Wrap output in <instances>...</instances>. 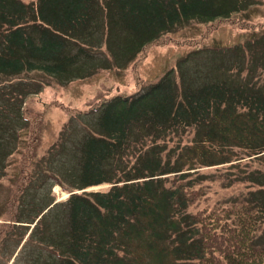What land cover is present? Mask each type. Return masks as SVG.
<instances>
[{
  "label": "trees",
  "instance_id": "1",
  "mask_svg": "<svg viewBox=\"0 0 264 264\" xmlns=\"http://www.w3.org/2000/svg\"><path fill=\"white\" fill-rule=\"evenodd\" d=\"M241 5L239 0H0V76L42 72L62 81L78 75L74 66L100 40L110 47L114 31L133 51L165 44L170 39L160 38L163 33L193 19L216 20L209 31L223 22L236 25L229 16ZM260 41L264 35L246 40L243 58L249 63L236 67L234 54L230 64L208 70L213 76L202 84L181 89L169 71L147 89L81 113L98 112L94 122L84 124L76 179L62 184L70 194L62 201L67 240L51 239L58 264H264V244L255 243L264 224V198L254 197L264 193V61L252 62ZM219 149H233L237 162L217 184L249 189L242 199L215 205L205 202L210 187L199 175L204 166L222 164L209 160ZM101 185L107 186L85 190ZM11 220L0 227H22L23 238L29 226L15 223L27 222L16 214Z\"/></svg>",
  "mask_w": 264,
  "mask_h": 264
},
{
  "label": "rangeland",
  "instance_id": "2",
  "mask_svg": "<svg viewBox=\"0 0 264 264\" xmlns=\"http://www.w3.org/2000/svg\"><path fill=\"white\" fill-rule=\"evenodd\" d=\"M239 1L244 8L229 16L238 20V24L223 22L209 31L216 20L193 19L163 33L160 38L170 39L165 44L140 46L128 52L123 60L117 53L119 49L129 51V43L120 40V33L114 31L109 36L112 50L100 40L95 48L89 49L99 54L82 58L74 66L78 75L72 78L62 76L61 81L42 72H23L13 78V75L0 76V225L15 220V214L18 220L32 222L24 239L22 227L11 231L0 227V264H58L59 252H55L51 239L66 242L68 234L67 209L60 202L67 194L62 184H72L73 178L76 179L77 147L86 132L84 124L94 122L98 113L82 112L98 102L147 89L169 71L175 74L181 89L186 85L197 86L212 78L207 73L216 70L218 66L214 64L226 65L232 52L239 57L236 67L245 63L244 48L250 45L246 40L254 34L264 35V0ZM186 39L201 42L183 46L173 41ZM262 60L264 44L252 62ZM262 70L264 76V67ZM192 137H185V141ZM236 154L233 149L209 154V160L222 164L201 168L204 175L199 177L210 187L206 203L234 202L242 199L249 189L220 188L217 184L225 168L237 162L233 160ZM192 155L197 157V150ZM254 197L264 198V193ZM256 234L255 243L264 244V224Z\"/></svg>",
  "mask_w": 264,
  "mask_h": 264
},
{
  "label": "crops",
  "instance_id": "3",
  "mask_svg": "<svg viewBox=\"0 0 264 264\" xmlns=\"http://www.w3.org/2000/svg\"><path fill=\"white\" fill-rule=\"evenodd\" d=\"M244 8V5L242 4L241 5V9H243ZM120 40H122V41H125L123 38H121ZM264 44V42L262 41V43H261V41H260V44L257 46V48H256V53H258L260 50H261V46ZM108 49L109 50H112V44L110 45V47H108ZM128 52H131L130 50L129 51H125L124 49H119V51H118V57L121 59V60H123V58H124V56L125 55H127L128 54ZM113 53H114V56H115V53H116V51H114L113 50ZM236 53H239V52H236ZM96 54H99V53H95V52H90L89 53V55L87 56V57H85V58H83V59H89V58H93V57H95L96 56ZM234 54H233V52H232V54L230 55V57H229V59L226 61V63H224V64H230V61H233V59H234V56H233ZM230 60V61H229ZM120 61V60H119ZM262 61H264V60H262ZM261 61V62H262ZM244 62H246V60H244ZM243 64H245V63H243ZM220 65V63H218L217 65H215V66H219Z\"/></svg>",
  "mask_w": 264,
  "mask_h": 264
}]
</instances>
